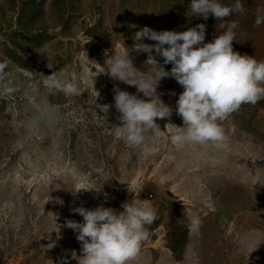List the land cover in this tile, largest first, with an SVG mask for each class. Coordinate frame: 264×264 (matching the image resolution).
Here are the masks:
<instances>
[{
	"label": "rangeland",
	"instance_id": "rangeland-1",
	"mask_svg": "<svg viewBox=\"0 0 264 264\" xmlns=\"http://www.w3.org/2000/svg\"><path fill=\"white\" fill-rule=\"evenodd\" d=\"M241 2L242 13L220 21L194 16L190 0H0V264H63L66 256L76 264L71 252L81 245L63 225L83 218L71 209L122 211L133 197L150 202L156 219L131 264H264V100L222 122L225 142L177 148L170 136L178 129L165 125L183 126L175 113L183 88L164 78L157 92L173 113L157 119L158 138L149 134L132 150L110 131L120 124L114 89L148 98L104 73L94 78L98 97L90 80L108 70L111 49L149 71L147 54L132 48L145 26L184 31L203 23L207 43L223 34L222 23L235 22L234 51L264 60V0ZM61 72L75 76L79 95L46 86ZM73 186L103 191L73 197L66 190Z\"/></svg>",
	"mask_w": 264,
	"mask_h": 264
},
{
	"label": "clouds",
	"instance_id": "clouds-1",
	"mask_svg": "<svg viewBox=\"0 0 264 264\" xmlns=\"http://www.w3.org/2000/svg\"><path fill=\"white\" fill-rule=\"evenodd\" d=\"M190 10L194 16L205 20L211 15L224 21L234 13H242L244 6L241 0H235L231 6L224 5L221 0H190ZM260 23L262 20L257 18L256 24ZM220 27L226 29L223 34L207 43L203 23L184 31H156L147 26L136 31L132 48L136 54H147L144 62L149 66L147 72L135 66L130 53L105 50L104 65L108 70L90 76L92 87L95 89L94 78L104 73L114 80L135 86L138 93L148 98H140L119 87L114 89L120 124L112 126L110 131L123 140L128 149L141 147L149 134L158 138L162 130L157 119L171 117L173 108L166 105L157 92L164 78H174L183 88L175 106V113L182 119L183 126L165 125L178 129L170 136V142L177 148L186 144L225 142L227 136L222 122L239 111L242 105H256L264 100V60L258 61L254 56L234 51V30L238 27L235 22L222 23ZM145 38L155 43L146 44L143 42ZM157 56L163 58V65H172L170 71L165 70ZM45 84L67 96L80 94L75 76L68 78L63 72L52 73ZM96 93L99 97V92ZM106 106L105 113L109 107ZM127 187L130 193H135L132 186ZM66 190L77 197L81 190L101 193L103 187L73 186ZM121 208L122 211L101 204L94 209L84 206L71 209L72 213L83 218V222L67 219L63 225L72 229L80 242V252L73 250L70 257L76 264H131L139 256L143 242L150 237L148 229L155 222L156 211L150 202L139 204L134 197L124 202ZM57 236L59 238V231ZM63 264H68L67 256Z\"/></svg>",
	"mask_w": 264,
	"mask_h": 264
}]
</instances>
